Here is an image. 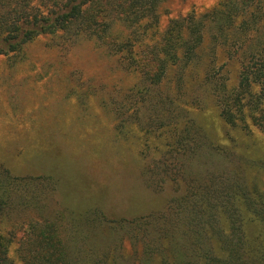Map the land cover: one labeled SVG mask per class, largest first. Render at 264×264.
I'll list each match as a JSON object with an SVG mask.
<instances>
[{"label": "rangeland", "instance_id": "374dc122", "mask_svg": "<svg viewBox=\"0 0 264 264\" xmlns=\"http://www.w3.org/2000/svg\"><path fill=\"white\" fill-rule=\"evenodd\" d=\"M58 1L1 0L0 16L49 14L44 5ZM106 22L110 28L101 38L70 40L69 35L68 40L59 32L40 35L15 51L1 42L0 167L19 182L48 177L54 183L48 221L59 230L72 264L95 259L141 264L142 244L135 249L116 222L164 212L173 198L188 193L184 179L177 193L171 182L161 191L151 189L142 174L141 142L158 156L155 149L164 142L195 141L188 175L205 182L221 177L223 184L245 171L248 188L264 195V127L254 121L260 116L256 89L241 83L236 52L262 27L264 0L249 6L241 0H162L139 24L112 17ZM199 53L205 75L186 84L185 71ZM158 65L166 68L161 81L144 83L141 71L147 79ZM225 113L230 124L222 118ZM38 183L33 181L31 189L24 181L15 183L21 200H12L0 214V233L14 264H25L21 242L34 224H44L35 206L44 187ZM29 200L34 206L28 211ZM87 207L98 208L106 222L99 215L80 217ZM164 216L163 224L171 218L169 212ZM248 220L254 237L260 225ZM163 258L158 254L156 264ZM168 261L172 264L171 253Z\"/></svg>", "mask_w": 264, "mask_h": 264}, {"label": "trees", "instance_id": "16d2710c", "mask_svg": "<svg viewBox=\"0 0 264 264\" xmlns=\"http://www.w3.org/2000/svg\"><path fill=\"white\" fill-rule=\"evenodd\" d=\"M161 1L60 0L51 5H44L46 11H50L49 14L41 10L40 15L28 13L16 19H9L10 17L3 15L0 16V46L1 42L10 43L11 49L15 51L16 48L35 40L40 35L59 32L67 35L68 40L70 38L72 40L73 36L75 39L86 38V36L101 38L109 26L106 19L112 17V21H115V19L124 18L131 24L132 22L139 24L155 14ZM241 1L249 6L255 0ZM209 14H206L207 19L211 17ZM211 22L213 24V20ZM247 24L245 22L242 28L247 27ZM101 26L104 27L102 33H100ZM109 28L110 26L106 34ZM245 32L247 31L243 30L241 34L244 35ZM233 35L239 36L238 33ZM238 49L241 52H236L242 64L239 77L243 85H247L248 88L255 87L256 93L253 94V99L259 108L260 116H253V118L264 127V23L256 30V35L246 48L244 49L243 44ZM207 50L208 47L205 53ZM197 58V61L190 65L191 68L185 71L186 84L187 80L194 81L197 75H205L199 67V58H202L200 53L197 54ZM163 62L169 63L168 60ZM156 68L157 71L149 73L147 79L145 78L147 72L141 71L144 83L147 81L158 84L161 81L166 68L164 65H158ZM162 68H164L163 71ZM148 107L150 108V105ZM222 118L227 124L231 123L226 113ZM125 122L127 123V120H123L122 126H125ZM144 125H149V121H145ZM199 139L202 140V134L199 135ZM186 142L187 144L180 139L164 142L155 149L158 156L152 155V149L147 142L139 144L143 159L142 174L151 189L161 191L171 182L177 193L185 181L188 192L173 198L164 212L130 220L121 219L116 222L126 238L132 241L135 249L137 244H142L143 253L140 263L156 264L157 255L161 253L164 258L162 262L160 259V264H169L168 259L171 253L172 264H264V195H256L250 187L248 188L245 171L241 173L244 175L239 177L232 174L228 182L223 184L218 182L221 177L210 178L205 182L202 176L188 175L190 167L188 158L193 152L195 141ZM262 168L264 170V163ZM186 173L187 175H183ZM35 180L41 182L38 185L44 186L35 202V206L38 205L36 211L38 217L42 219L39 221L44 224L42 226L34 224L32 232L22 240L21 258L25 264H72L71 260L67 259L68 247L63 244L59 230L55 224L48 221L49 212H51L48 205L54 203L55 199L56 189L52 187L54 183L48 177L22 178L21 181H24V186L31 189L32 182ZM20 182L8 170L0 167V214L12 205V200L16 202L21 200L19 189H14V184L20 185ZM173 203H177L179 208L172 207ZM24 204L28 211L34 206L32 200ZM92 207L85 208L83 212L85 216L80 217L99 215L101 220L105 221V217L97 211L98 208ZM167 212L171 218L169 222H164V226L162 218H165L164 215ZM172 217H175L174 220ZM249 218L252 221H258L261 228L260 230L258 228L254 237H251ZM108 222L112 223V221ZM170 226L177 230L170 229ZM164 238H169V249L163 244ZM5 243L7 241H4L0 233V264H14L7 255ZM74 251L76 253L79 250ZM97 260L95 259L93 264H103ZM76 262L79 263V261Z\"/></svg>", "mask_w": 264, "mask_h": 264}]
</instances>
